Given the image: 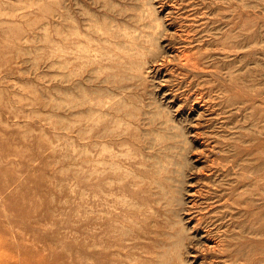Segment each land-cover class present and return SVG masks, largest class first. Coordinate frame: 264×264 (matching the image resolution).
Masks as SVG:
<instances>
[{"label": "rangeland", "instance_id": "1", "mask_svg": "<svg viewBox=\"0 0 264 264\" xmlns=\"http://www.w3.org/2000/svg\"><path fill=\"white\" fill-rule=\"evenodd\" d=\"M230 66L264 87V0H0V264H230L235 166L264 154V121L198 87Z\"/></svg>", "mask_w": 264, "mask_h": 264}, {"label": "bare ground", "instance_id": "2", "mask_svg": "<svg viewBox=\"0 0 264 264\" xmlns=\"http://www.w3.org/2000/svg\"><path fill=\"white\" fill-rule=\"evenodd\" d=\"M239 26H240V23H237L236 21L233 22V28L234 29L238 28V30L241 31L240 29L242 27H239ZM253 32H252V35H246L247 39H245V40L247 41V44L241 45V46L237 45L238 43H237V36L236 35L227 34V36L225 37V40H223V41H221V43H219L218 48L222 49L223 51L226 50L227 52H230L233 49L234 50L235 49H241V50H244L246 52V54H254L253 51L256 50L254 48L256 41H255V36L253 35ZM118 45H119L118 51L115 54L116 61L114 63V67L116 68V75H114V76L126 77V76H128V74L130 72L133 73V71H136L138 69V67L140 66L139 62L141 61V53H140V49L128 48L125 45L123 46V44H120V43ZM136 47H138V46H136ZM240 47H242V48H240ZM139 48H140V46H139ZM188 53L186 52V55L184 56L185 57L184 60H187V62H188V64L186 65V68H190L193 71L201 69L202 54L199 52H194V51H192V52L189 51ZM181 57H180V59H181ZM184 57H182V58H184ZM184 63H185V61H184ZM214 69H215V71H214L215 73H222L223 72L225 74V76L227 77V80H226L227 82H225L221 85L220 84L215 85L216 83L211 84L207 81L198 82L199 89L203 90V92H201V94H203V95L209 94L210 95V93H212L214 91L219 92L222 94V96L224 98L223 108H225L227 110L228 109L234 110L236 113L239 111H247L249 113V116H250L249 119L251 121L252 126L253 125L258 126L259 123H262L264 121V108H263V106H262V108H259L260 106L257 107V106H255V104H256V101L259 100L258 99L259 96L264 94V87H259V86L255 85L252 81H249L247 78L244 79V77L237 75L235 73L234 67H232V66L227 67V68L225 67L223 69H221V68H214ZM262 98L264 99V97H262ZM240 134L244 135V133L242 134L241 132H240ZM245 136H246V134H245ZM262 138L260 137L258 139L260 142H258V141L256 142V147L253 146V147H255L254 149H256L258 145H259V147L262 145L261 140H260ZM263 145H264V143H263ZM249 146H250V144H249ZM234 148L236 151H238L239 154L243 150V148H240V146H238V144L235 145ZM244 148L246 151L247 147L244 146ZM252 148L248 149L246 151L247 155L249 156V161L246 162L247 164L246 165H240V164L236 163L237 166H235V167H238L239 170H242L243 173H245V174L249 173L248 176H247V174H246V176H244L245 175L244 174L239 179H238V177L236 178L237 183H241V185H244L245 184L244 181H246L248 183V184L246 183L247 188L245 187L244 190L235 193V191L239 190L243 186L239 187V189H236V190L234 189L235 188L234 187L233 188L234 191H231L232 195L227 200L229 203L228 204L229 207L234 206L233 207L234 209L236 207V209H235L236 211L242 209L245 216H246V219L243 223L238 222L237 223L238 225L236 224V227L238 226V228L241 230L240 233H241L242 237L239 234H237L236 237L231 238L229 240H228V238L227 239L224 238L225 240L223 239L224 242L222 243V247H221V256L226 259V263L228 261V263H230V264H264V219L263 218L260 219V217H259L260 214L264 213V207H263L264 204H263V206L260 205V206H262L260 210H259V207L256 206V202H258V200L264 201V154H260L259 156L258 155L255 156L254 155L255 153H253ZM258 149L261 150V148H257L256 151ZM261 151H260V153H261ZM258 152H259V150H258ZM242 153H244V152H242ZM242 153H241V156L243 155L242 157H244L245 153L244 154H242ZM231 158L232 157H230V159ZM241 159H240V163H242ZM232 163H233V161H232ZM242 177H244V180ZM235 184H236V182H235ZM231 188H232V186H231ZM227 195H228V193H227ZM210 201H212V200H210ZM260 203H262V201ZM222 206L223 205H221V207ZM224 210L221 212H225ZM219 211H220V209H219ZM233 213L236 214V212H234V211H233ZM241 217H242V215H241ZM239 221H241V220H239ZM244 234L248 235L247 238L241 239L245 236ZM182 238L179 239V241H177L178 245L182 244V242H183ZM243 251L244 252L246 251V253H244ZM222 260H223V258H222Z\"/></svg>", "mask_w": 264, "mask_h": 264}]
</instances>
